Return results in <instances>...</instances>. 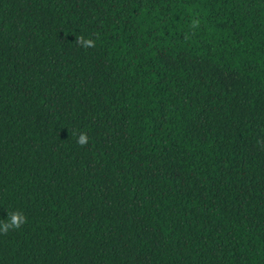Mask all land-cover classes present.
Returning a JSON list of instances; mask_svg holds the SVG:
<instances>
[{"label":"trees","instance_id":"1","mask_svg":"<svg viewBox=\"0 0 264 264\" xmlns=\"http://www.w3.org/2000/svg\"><path fill=\"white\" fill-rule=\"evenodd\" d=\"M258 140L264 0H0V264H264Z\"/></svg>","mask_w":264,"mask_h":264},{"label":"clouds","instance_id":"2","mask_svg":"<svg viewBox=\"0 0 264 264\" xmlns=\"http://www.w3.org/2000/svg\"><path fill=\"white\" fill-rule=\"evenodd\" d=\"M200 21L198 19H194L191 22V27L193 29L198 28ZM76 43L81 47H94L95 42L92 39H86L83 35L77 36L75 38ZM88 142V136L86 133H80L77 138V143L81 146L86 145ZM258 144L264 147V140H258ZM28 222L27 216L19 211H10L8 212V217L6 220H0V234L6 235L9 231L20 229L25 223Z\"/></svg>","mask_w":264,"mask_h":264}]
</instances>
